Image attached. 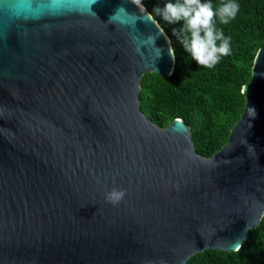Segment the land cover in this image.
I'll list each match as a JSON object with an SVG mask.
<instances>
[{"label": "water", "instance_id": "obj_1", "mask_svg": "<svg viewBox=\"0 0 264 264\" xmlns=\"http://www.w3.org/2000/svg\"><path fill=\"white\" fill-rule=\"evenodd\" d=\"M175 55L132 0H0V264H187L264 215V41L225 144L139 108ZM123 190L117 204L106 193Z\"/></svg>", "mask_w": 264, "mask_h": 264}, {"label": "trees", "instance_id": "obj_2", "mask_svg": "<svg viewBox=\"0 0 264 264\" xmlns=\"http://www.w3.org/2000/svg\"><path fill=\"white\" fill-rule=\"evenodd\" d=\"M166 2L140 0L169 38L175 63L168 76L152 72L143 75L139 108L159 127L180 117L190 128L196 152L208 157L225 144L243 111L241 88L250 77L253 55L264 41V0H235L240 6L236 18L227 25L215 20L216 27L230 39L231 51L211 69L192 60L174 35L173 30H179L182 22L170 24L154 11ZM211 2L215 8L226 0ZM187 264H264V215L238 250L208 249L192 256Z\"/></svg>", "mask_w": 264, "mask_h": 264}, {"label": "clouds", "instance_id": "obj_3", "mask_svg": "<svg viewBox=\"0 0 264 264\" xmlns=\"http://www.w3.org/2000/svg\"><path fill=\"white\" fill-rule=\"evenodd\" d=\"M132 2L140 4V0ZM239 9L235 0H226L215 8L211 0H167L163 8L156 7L154 11L170 24L182 22L179 30H173L174 35L192 60L211 69L231 51L230 39L216 27L215 20L227 25L236 18ZM123 196V190L113 189L105 198L115 205Z\"/></svg>", "mask_w": 264, "mask_h": 264}]
</instances>
